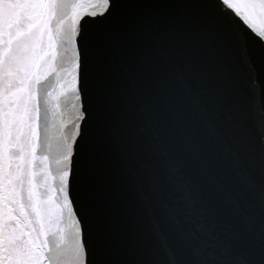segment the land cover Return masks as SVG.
I'll return each mask as SVG.
<instances>
[{
  "label": "snow or ice",
  "instance_id": "1",
  "mask_svg": "<svg viewBox=\"0 0 264 264\" xmlns=\"http://www.w3.org/2000/svg\"><path fill=\"white\" fill-rule=\"evenodd\" d=\"M0 264H264V0H0Z\"/></svg>",
  "mask_w": 264,
  "mask_h": 264
}]
</instances>
